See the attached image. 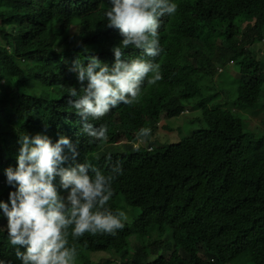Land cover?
Instances as JSON below:
<instances>
[{
	"label": "trees",
	"instance_id": "1",
	"mask_svg": "<svg viewBox=\"0 0 264 264\" xmlns=\"http://www.w3.org/2000/svg\"><path fill=\"white\" fill-rule=\"evenodd\" d=\"M175 3L176 13L160 18V54L129 47L121 57L159 64L161 79H146L135 104L121 103L100 120L89 117L95 127L109 126L107 143H90L67 89L87 85L71 70L75 61L87 64L92 55L109 67L115 63L112 48L123 37L103 16L111 0H0V200L15 190L5 169L17 166L22 133L53 142L68 137L79 155L73 160L65 148V167L88 157L103 167L110 155L124 168L109 206L125 211V227L114 236L70 237L75 264H95L90 256L97 253L119 257L118 264H264V140L253 141L244 123L264 98V0ZM218 35L224 36L220 48ZM190 109L200 111V129L148 147L163 119ZM141 128L150 135L137 150ZM55 183L63 191L58 177ZM6 224L0 217V228ZM133 238L139 244L122 249ZM0 258L20 264L6 231Z\"/></svg>",
	"mask_w": 264,
	"mask_h": 264
},
{
	"label": "clouds",
	"instance_id": "2",
	"mask_svg": "<svg viewBox=\"0 0 264 264\" xmlns=\"http://www.w3.org/2000/svg\"><path fill=\"white\" fill-rule=\"evenodd\" d=\"M111 5L104 11V19L123 37L112 48L115 63L109 67L92 55L87 64L75 61L71 70L87 85L79 92L75 87L67 89L68 103L85 121L81 131L92 138L90 143H107L109 126L95 127L87 122L89 117L100 120L121 103L135 104L146 79L148 84L161 79L159 64L141 57H121L129 47L148 57L158 56L160 18L174 15L178 7L175 0H111ZM149 135L150 129H139L133 146L139 150ZM18 142L17 166L5 169L6 183L15 190L7 200H0V217L7 220L0 232L6 231L20 264H75L77 249L70 245V237L77 240L86 233L114 236L125 227V211H113L109 206L115 195L114 182L124 173L119 159L106 156L100 167L88 157L83 163L65 167V148L73 160L79 155L68 137L53 142L46 134L22 133ZM57 177L63 191H58ZM0 264L12 262L0 258Z\"/></svg>",
	"mask_w": 264,
	"mask_h": 264
},
{
	"label": "rangeland",
	"instance_id": "3",
	"mask_svg": "<svg viewBox=\"0 0 264 264\" xmlns=\"http://www.w3.org/2000/svg\"><path fill=\"white\" fill-rule=\"evenodd\" d=\"M248 23L254 24V21ZM223 38L224 36L220 35L215 37L214 45L217 48L224 46ZM210 51L214 53L216 51V48L210 47ZM255 51L259 52L260 50L258 47H255ZM260 52L261 53H259V56H263L264 54L262 52H264V44L262 45V51ZM235 76L237 77L239 76V74L235 72ZM226 107L230 109L235 108L233 104H229ZM199 116L200 111L190 109L189 113L181 115L180 117L163 119L158 124L156 135L153 137L154 140L150 141V145L156 147L161 143H176L183 140L184 137L193 135V133L196 132L197 129H200L202 127L201 122H199L196 118ZM244 123L246 125L245 131L249 136L253 138V141L261 142L262 140H264V98L262 99L261 107L258 110L252 111L251 113H246V116L244 117ZM155 140L158 141L155 142ZM170 234V232L168 233V235L166 234V238H168L169 240L172 238ZM135 244H139V241L133 238L128 244H123L122 249H126L127 247H131L132 249V246ZM131 251L129 253L130 256L133 255V252ZM90 259L95 264H118L121 261L119 257L117 258L114 255L108 253H97L96 255L93 254L90 256Z\"/></svg>",
	"mask_w": 264,
	"mask_h": 264
}]
</instances>
